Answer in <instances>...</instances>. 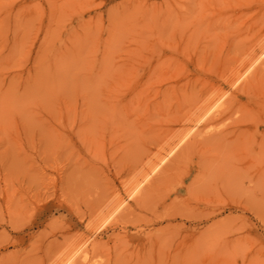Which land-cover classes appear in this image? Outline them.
I'll return each instance as SVG.
<instances>
[{
    "label": "rangeland",
    "instance_id": "obj_1",
    "mask_svg": "<svg viewBox=\"0 0 264 264\" xmlns=\"http://www.w3.org/2000/svg\"><path fill=\"white\" fill-rule=\"evenodd\" d=\"M263 35L264 0H0V264H264V116L201 119Z\"/></svg>",
    "mask_w": 264,
    "mask_h": 264
},
{
    "label": "bare ground",
    "instance_id": "obj_2",
    "mask_svg": "<svg viewBox=\"0 0 264 264\" xmlns=\"http://www.w3.org/2000/svg\"><path fill=\"white\" fill-rule=\"evenodd\" d=\"M258 49L255 51V53L252 55V59L249 64L243 66L240 70H237L233 73L229 80V84L227 87V90L221 92L214 101L211 103V105L208 107V109L205 111V113L201 116V119L207 121L214 119L216 117L221 116L224 111L228 110L232 104L240 103L242 101L239 97L245 96L246 101L243 104V110L244 114L241 115V117L248 114H257L264 116V99L260 101H256L255 98H253V90L254 87L257 86L255 81L257 66L264 62V35L261 38V40H258ZM261 98H264V93L262 94ZM254 105V106H253ZM178 143H176L174 146L170 148L168 153L163 156L159 162L162 163L165 158L171 154L174 149L177 147ZM156 164L153 170L157 167ZM146 180V178H144ZM143 180V181H144ZM140 181L137 183L129 192V196L131 198H134L135 195L139 192L142 182ZM123 204V201L119 204L121 206ZM88 244L83 243V245L79 246L75 252L69 256L63 264H74L76 259L81 258L82 264H87L88 258Z\"/></svg>",
    "mask_w": 264,
    "mask_h": 264
}]
</instances>
